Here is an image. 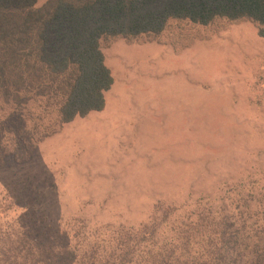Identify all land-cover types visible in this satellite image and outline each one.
<instances>
[{
	"label": "rangeland",
	"instance_id": "obj_1",
	"mask_svg": "<svg viewBox=\"0 0 264 264\" xmlns=\"http://www.w3.org/2000/svg\"><path fill=\"white\" fill-rule=\"evenodd\" d=\"M100 49L113 77L101 111L64 125L53 101L24 111L37 144L0 165V251L21 248L27 217L44 241L67 238L76 264H149L166 251L197 262L207 247L185 237L198 217H239L236 201L249 195L252 217L263 215L259 26L170 19L158 35L103 38ZM1 93L0 122L22 125Z\"/></svg>",
	"mask_w": 264,
	"mask_h": 264
},
{
	"label": "trees",
	"instance_id": "obj_2",
	"mask_svg": "<svg viewBox=\"0 0 264 264\" xmlns=\"http://www.w3.org/2000/svg\"><path fill=\"white\" fill-rule=\"evenodd\" d=\"M37 1L0 0V92L10 116L18 122L24 118L10 128V117L0 122V165L22 157V147L32 150L37 144L24 116L30 102H55L61 125L104 108L113 77L100 49L103 38L158 35L170 19L207 25L219 18L252 21L264 37V0H49L36 8ZM8 131L13 135L10 152L3 147ZM50 135L47 131L40 138ZM250 199L236 201L239 217H198L191 224L195 233L190 231L186 242L198 238L199 249L208 248L195 254L197 262L191 257L182 262L166 251L149 264H264V196L261 217L250 214ZM25 218L17 234L21 248L1 250L3 264H76L67 238L51 234L46 242L31 232Z\"/></svg>",
	"mask_w": 264,
	"mask_h": 264
}]
</instances>
